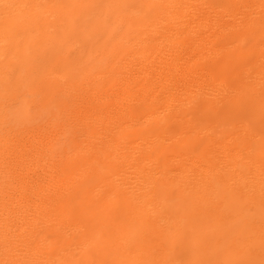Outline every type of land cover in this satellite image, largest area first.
<instances>
[{
  "label": "bare ground",
  "instance_id": "bare-ground-1",
  "mask_svg": "<svg viewBox=\"0 0 264 264\" xmlns=\"http://www.w3.org/2000/svg\"><path fill=\"white\" fill-rule=\"evenodd\" d=\"M0 264H264V0H0Z\"/></svg>",
  "mask_w": 264,
  "mask_h": 264
}]
</instances>
